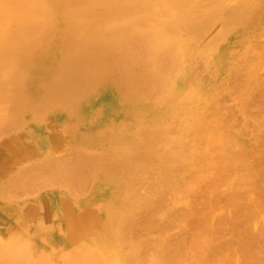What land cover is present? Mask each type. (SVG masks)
I'll use <instances>...</instances> for the list:
<instances>
[{"label": "bare ground", "instance_id": "obj_1", "mask_svg": "<svg viewBox=\"0 0 264 264\" xmlns=\"http://www.w3.org/2000/svg\"><path fill=\"white\" fill-rule=\"evenodd\" d=\"M224 1L0 0V129L7 133L5 130L13 126L16 131L18 123L26 124L28 119L23 120L20 111L40 119L51 112L62 133L74 141L71 154L68 151L62 153L63 158L60 154L58 159L52 156L42 160L52 146L58 148L64 143L62 136L47 133L48 120L44 124L43 117L41 121L34 117L28 130L13 135V144L32 163L23 164L27 167L22 165L19 172L15 169L17 173L9 174L8 180L3 178L0 199L9 201L17 187L23 191H16L18 196L28 194L31 188L29 194L34 196L21 200V195L14 194L10 201H20H14L13 213L0 211V264H108L109 259L125 264L143 262L142 249L149 236L134 237L140 230L136 227L139 222L144 229L155 223L152 220L166 209L170 192L182 189L185 172L191 171L186 165L211 166L206 154H212L206 153L207 149L206 154L200 153L202 147L215 146L216 139L221 145H231L230 136L221 137L227 129L220 120L224 122L227 116H219L217 97L223 94L224 86H220L219 77L221 72L233 70L244 74L243 57H247L250 46L240 54L232 46H242L247 36L264 35V0L257 4L241 0L223 12ZM256 53L262 58L264 44ZM217 122L224 127H217ZM6 150L0 146V156H6ZM237 156L222 161L230 165ZM7 165L0 162V173ZM212 168H208L210 172ZM188 184L189 189L192 184ZM213 196L218 198L217 193ZM244 205L236 218L244 207L246 210ZM258 205L264 210V203ZM249 211L247 216L255 215ZM207 215L203 211L199 218L200 225L206 226L202 231L208 228ZM233 218L231 234H236L237 224L241 231L239 225L250 222L249 228L244 226L251 234L246 236L249 240L245 237L241 243L236 236L240 232L232 237H237L238 246L241 244V254L245 252V264H259L264 252L258 246L262 239L257 242V237L263 236L258 233L260 236L253 239L249 230L252 218ZM240 219L244 224L238 222ZM223 221H227L225 216L220 218L221 226ZM202 231L195 233L193 240L195 263L223 264V251L233 246V238L227 243L213 232L210 234L215 238ZM2 232L7 237H2ZM42 238L51 243L55 258L43 248L37 254L36 244ZM171 246L162 245L160 263L179 259L177 249ZM214 250L222 255L217 262L216 257L212 259ZM192 256L182 257L188 262ZM226 261L233 263L228 258Z\"/></svg>", "mask_w": 264, "mask_h": 264}, {"label": "rangeland", "instance_id": "obj_2", "mask_svg": "<svg viewBox=\"0 0 264 264\" xmlns=\"http://www.w3.org/2000/svg\"><path fill=\"white\" fill-rule=\"evenodd\" d=\"M240 1L241 0H225L224 3L222 4V6L224 5V7H222L223 9L222 8L221 9L223 12H225V11H227V8L229 6H230L229 8H232V5L235 6L236 3H239ZM250 1L252 2L251 4H253V3L257 4L260 2V0H250ZM254 28H257V27L254 26ZM255 30H257V29H255ZM258 35H260V36H258L256 38L252 37V36H250V37L247 36V38L245 37V39L243 40L242 46H241V44H236V45L233 44V46H232L233 49L235 48L234 51L236 52V54H240L241 52H244L243 50L245 49V47H247L248 45L250 46L249 47L250 50L248 49V52H246L247 57L244 56L246 59L243 57L245 62L243 60V63H244L243 64V71H241V73L243 72L244 74H239L240 72L238 73L236 70H233L231 73L229 72L230 75H229L228 71L221 72L220 77L222 76L221 78L223 80L219 77L220 86L224 85L221 87V92H223L224 96L222 93H220V95H218V96L219 97L221 95L222 96L220 98L217 97L218 98L217 105L220 104V106H218V109L220 111L219 116L220 117L222 116L221 117L222 119L224 117L220 113H222V114L224 113L225 114L224 116H227V118L225 117L226 119H223V120H225L224 122L219 119L220 117L218 118L222 124H225V127L223 126L224 129L225 128L227 129V130L225 129L226 131L224 130L225 132L222 130V132H224L226 134L223 133L224 135L223 134L222 135L224 137L223 136H221V137L225 139L226 136L227 137L230 136L229 138L231 140L228 139V141L231 142V145L229 144L230 142H228V144L230 146L227 145V143L221 142L223 145H225V148L222 149L223 145L220 144L219 139H216V143L213 144L215 146L212 147V145H209V149H208L207 145H205V148L202 147L200 149L201 150L200 153L206 154L207 152H211V154H212V155H209V153L206 154L207 157H209L208 159L210 160L209 161L210 163L207 162L208 159L205 160L206 161L205 163L211 164V166L207 167L208 165L206 166V164H205V166L207 168L206 167L200 168L201 166L199 164H197L198 167H197V165H186V166L191 168V171L186 170L185 178H184L185 180L182 181V184H181L182 189L172 191L168 195L167 207L165 210H163L164 212L163 211L160 212V214L164 215V216L161 217V215L159 214L160 215L159 217H161L159 219V217H157L158 215H156V217H154L155 219L153 218L154 220H152V222H155V223H152V225H150L152 228L150 227L149 229H144L143 227L140 226L141 222H139L140 224L136 226L137 228L139 227L140 230L135 228L136 231L137 230H139V231L136 232V235H134V237L135 236L142 237V236H146V235L149 236V241H148L149 243L147 242V244L144 247V248L147 247V249H144V248H143L144 250L142 249V251L145 254V256L143 258V262H142L143 264H153V263L154 264H188V262H190L189 264H191L192 263L191 261H193V264H196L194 259H193V256H192L193 255L192 247H193V240L197 236V235H195V233L202 231L203 227H206L205 225L204 226L200 225V220H199L203 211L204 212L207 211L209 217L207 215V223L206 224H207L208 228H206V229L204 228V231H202V232H204L205 234H208V235L213 232L212 234H214V235L216 234L217 235L216 237H219L217 239H221L220 241H223V240L227 241L230 237L233 238L234 234H235V233L231 234V232H233V230L230 227L231 226L230 220H232L231 218H233L237 214L238 210H242V207L245 204L244 206H246V210L244 207V212H247V213L242 212V214L244 213L243 215L247 216L248 213L251 212L249 210H252L253 213H255V215L252 213L249 214V216L253 215L254 217L253 216L252 217H249V216L246 217V218H250V219L252 218L251 220H253V221H251L252 226L249 229L250 232L253 233V235H254V237L252 235L253 239L256 238L255 235L260 233V235L263 237L262 238L257 237V239L258 238H260V239L259 240L255 239V240H257V242L260 241L261 239L264 240V235H263L264 234V210L261 209V207L258 208L259 207L258 204H260V206H263L261 204L264 203V202H261L262 200H264L263 199V197H264V194H263L264 193V191H263L264 190L263 189L264 188V162H263L264 161V158H263L264 157V155H263L264 154V152H263L264 146L262 145V143H264V141H262V140H264V138H263L264 137V98H263L264 97L263 96L264 95L263 94L264 93L263 92L264 91V60H262V58L264 59V57H263L264 55L261 58V55L256 53L258 46H260V44L261 45L264 44V37H263L264 35H261V34H258ZM253 38H254V40H253ZM251 40L253 41V43ZM258 55L260 56L259 58H258ZM197 64H199V62H197ZM200 64H201V62H200ZM256 64H257V66H256ZM201 65H200V67H201ZM253 65L256 67V71H255V67ZM249 70H251L252 72L253 71H255V72L252 73ZM233 72L235 75L233 74ZM246 73L247 74L249 73V74L247 75ZM250 73H251V75H250ZM236 74L238 75V77H235V76H237ZM254 75H255V77H254ZM251 78H252V80H251ZM260 84H262V85H260ZM246 87L249 88L250 92H249V90H246L247 89ZM234 91H236V92H234ZM260 91H262L263 93H261ZM246 93H249V94H246ZM260 94H261V96H260ZM247 95H249V98ZM245 97H247V98H245ZM219 99H221V100H219ZM244 99H246V100L244 101ZM224 106H226V107H224ZM221 107L224 109H221ZM225 109H226V112H224ZM20 112H23V113H21L22 115L20 114ZM20 112L19 113L17 112V116L20 114V117H22L24 114V117H22V119L26 118V120L28 119L30 121L27 120L28 122L26 121V124L23 122L25 125L18 123L19 125L17 124L18 128L16 131L14 130L16 126H13L14 129H12V128L6 129L5 131H7V133L4 132L2 129H0L1 131H3L2 136L0 135V146H5L7 148V150L4 152V155L6 153V156H3V157L0 156V162L8 164L7 170L3 173H0V183H1V181H3V178L4 179L9 178L8 175L11 173H14L15 169H16V171L19 172L20 171L19 168L23 164L27 165L29 163L31 166V163H32L31 159H29L28 156L25 155L24 151L19 149L11 141L13 138V135L15 133H18V132L23 133L24 131L28 130L27 128L29 126H31V124H32V122H31L32 118L36 117V115L31 117L32 115L30 113H28L27 111H20ZM24 112H27V113H24ZM44 114H42L43 120H42V117H41V119L38 118V115L36 117L37 119L36 118H34V119H36V121L42 120V123H44V124L48 120L45 124L47 127V129H46L47 133L49 135H60V136H62L64 139V143L61 144L58 148H55V147L53 148V146L51 145L52 146L51 150H49L48 153L46 155H44V157L42 156L41 159L43 160V158H44L47 160V158L52 157V156H53V158L58 159L60 154H61V156L64 155V154H62L64 152H65V154L69 153V152L71 154V151L69 150V148L71 150L74 148V141L72 139L68 138V135L62 133V129L60 127L59 122L54 119L53 114L51 112L46 113L45 116H44ZM20 117H18V120H19V122H22L24 119L20 120ZM43 121H45V122H43ZM220 122H217L216 126L221 128L222 125L220 124ZM21 125H24V126L21 128ZM8 130H12V131L8 132ZM222 141H224V140H222ZM232 141L237 142V144L235 142L232 143ZM219 146H221V148H218ZM262 146H263V148H262ZM211 147L213 148V150ZM206 149L208 151H206V153H205ZM261 149H262V151H261ZM221 150H224V151L221 152ZM8 151L10 152V154ZM235 151H236L237 155H239L240 157L239 156L235 157L236 159L239 157L237 160H235V158L233 159V161L235 163L233 162L232 164H230L232 166H230L229 164L226 165V160L222 161V159L223 160H224V158L227 159V157L231 158L232 155L234 157L236 154ZM250 151L252 153H250ZM20 152H21V154H20ZM73 152H74V150H73ZM214 152H216V153L214 154ZM232 152L235 154H232ZM260 152H261V154H260ZM244 153H246V154H244ZM54 154H55V156H54ZM16 155H17V157H16ZM56 155H58V156H56ZM261 155H262V157H261ZM211 156H212V159H210ZM66 157H68V156L66 155ZM61 158H63V156ZM240 159H241V161H240ZM212 160H214V161L216 160L215 161L216 163L213 162ZM248 160H249V163H248ZM219 161H220V163H218ZM221 163H223V164H221ZM234 164L237 166H234ZM9 166H11V167H9ZM24 166L25 165H23L21 168H23ZM27 166H29V165H27ZM27 166H25V167H27ZM223 166H224V168H222V171H221V167H223ZM210 167L211 168L213 167L212 168L213 172L209 171L210 169H208V168H210ZM228 167H229V169H228ZM204 168H206L207 171H205ZM201 169H202V172L199 175ZM249 170H250V172H249ZM16 171H15V173H17ZM219 171H221L222 173ZM205 173H207V174H205ZM209 173H210V175H209ZM211 173H212V175H211ZM220 173H221V175L223 174L224 177L220 176ZM196 174L198 175V177ZM202 174H204V176H205L204 179H203ZM207 175L209 177V180L207 178ZM192 176H194V177L191 178ZM215 177L217 179H215ZM222 177H223V180L220 179ZM205 178H206V180H205ZM191 179H192V182H191ZM219 179L222 181H219ZM186 180H187V182H186ZM194 180H195V182H194ZM216 180H218V182ZM28 181L30 183V180H28ZM183 182H184V184L187 183L186 186L183 184ZM188 183L192 184V187L189 189H188V187L191 185ZM259 184H261V185H259ZM32 186H34V185L32 184ZM15 187H14V190H15ZM185 187H187L186 188L187 190L185 189ZM17 188H16V191L21 190L20 188H18V189ZM12 189L13 188L11 187L10 191H12ZM32 189L33 188L30 189V192ZM34 190H35V187H34ZM16 191H15V193L12 191V193H14L15 195H17L19 193H23L22 190H21V192L19 191V193H17ZM24 192H26V191H24ZM30 192H28V194H27V192L24 193L25 195L20 194L21 195V196L19 195L21 197L20 199L21 200L22 199H28V200L32 199L34 195L29 194ZM33 193H34V191H33ZM216 193L218 194V198H216L217 196L216 197L213 196L214 194L216 195ZM8 194L10 195L11 193L8 192ZM14 194H13V196H14ZM26 195H29L30 197H28V196L24 197ZM13 196H12V198H10V200L14 199ZM22 196L24 198H22ZM211 197H214L216 199V203L213 202L215 199H213V198L211 199ZM258 197H259V199H258ZM260 197H262V198H260ZM1 199H0V211H3L5 214H10V213L12 214L14 206H15V205H13V203L15 204V202L17 203L18 200L20 201V199L12 200V201H10L9 199H8L9 201H7L6 199H3V200H1ZM210 200H212L213 203ZM208 201H210L211 203L210 202L209 203L213 204V205L211 206L208 203ZM237 202L240 203L242 206L240 204L238 205ZM3 203L6 204V206ZM247 206H248V209H247ZM256 211H257V213H256ZM200 212H202V213H200ZM239 213H240V211H239ZM199 214H200V216H199ZM205 214H207V213H205ZM205 214H203V215H205ZM240 214H238V217L240 216L241 218L244 217V219H246L245 216H243L242 214H241L242 215L241 216ZM221 216H225L227 219V221H223V223H224V224H222L223 227L219 223ZM239 218H236V216H235V218H233V219H239ZM205 219H206V216H205ZM222 220H225V218ZM246 220H248V219H246ZM238 222L244 224L243 222H245V220H242V222H241V219H240ZM238 222H236L235 224H237ZM221 223H222V221H221ZM247 223H250V222H247ZM247 223H245V224L247 225ZM245 224H244V226H245ZM4 225L6 227L8 226L7 224H4ZM197 225H199V226H197ZM162 226L164 229L163 231H161L159 228ZM234 226H236V225H234ZM239 226H240V229L243 228V230L242 229H241V231L238 230L239 229L238 224L235 227V229L234 228L233 229L237 231L236 234H238L240 232V234H238V235L235 234V235L238 237V240L240 237L241 243H243L242 241L244 240V238L246 236L251 237V234L248 233L246 230L248 225H247V227L245 226L246 229L244 226L242 227L241 224ZM198 227H202L201 230H200V228L197 229ZM232 227H233V224H232ZM237 227H238V229H237ZM230 228H231V230H230ZM207 229L210 230L211 232H208ZM244 229L246 230L248 235H246V233L243 232ZM205 231H207V232H205ZM130 234L133 235L132 233H129V235ZM212 234H210V236ZM232 235H233V237H232ZM260 235L258 234L257 236H260ZM3 236L7 237V234L2 232V237ZM236 236H235V238H237ZM131 238L134 241V238L133 237H131ZM235 238H233V240H232V242L234 244L231 248L228 247L229 244L228 245L226 244L227 246L225 248L228 247L229 249L228 250L225 249L223 251V253H224L223 256L226 260L228 258L229 262L232 263V261H233L232 264H236V263L239 264V262L241 264L242 263L241 260L243 258V264H245V262H244L245 252L243 251V254H241L242 253L240 250L241 244L239 245L240 246L239 247L237 245L238 244L237 242H239V241H237V239L235 241L234 240ZM241 238H243V239H241ZM217 239H215L216 242L219 241ZM262 240H261V242H263L262 245L260 242L258 244V246L259 247L262 246L260 248L261 249L263 248L262 252H264V247H263L264 241H262ZM228 242H230V240H228L227 243ZM232 242H230V243H232ZM42 243H43V246H42ZM168 243L173 245V246H171V247H173V249H175V248L177 249L176 251L179 254V259L177 260L176 263H168V262L167 263L166 262L160 263V257H161V253H162V245L168 244ZM36 246L38 247V250H37L38 253L36 252L38 255H39V253H41L42 250H44V252L46 254L49 253L48 251H51V253L49 254L50 257L55 258L56 254L52 253V250H51L52 248H51L50 242H46V240L40 239L38 241V243L36 244ZM214 251L215 252H212V253H214V254H212L213 255L212 259H214V257H216L215 262H217V259H218L217 257L219 256V258L221 259L222 255H220V254L218 255V253H216V250H214ZM230 251H232L233 253ZM228 253L231 254L230 257L233 260H231V258L229 259V257H227L229 255ZM215 254H216V256H215ZM183 255L192 256L193 260L190 259L191 261H189V259H188V262H187L185 260V258L182 257ZM233 256H234V258H233ZM263 257H264V255H263ZM225 259H222V260L227 262ZM238 259L240 260L239 262H238ZM101 261H105V260H101ZM109 261H111V262H108V264H125L122 260L117 261V260L109 259ZM225 262H223V264H226ZM101 263L107 264L106 261L101 262ZM218 264H220V263H218ZM259 264H264V258H262V260Z\"/></svg>", "mask_w": 264, "mask_h": 264}]
</instances>
